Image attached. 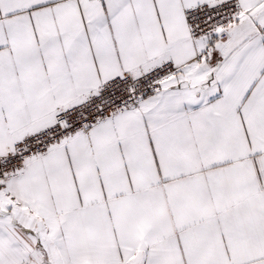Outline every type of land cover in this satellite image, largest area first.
Wrapping results in <instances>:
<instances>
[{"label":"snow or ice","instance_id":"6c2138e0","mask_svg":"<svg viewBox=\"0 0 264 264\" xmlns=\"http://www.w3.org/2000/svg\"><path fill=\"white\" fill-rule=\"evenodd\" d=\"M0 264H264V0H0Z\"/></svg>","mask_w":264,"mask_h":264}]
</instances>
